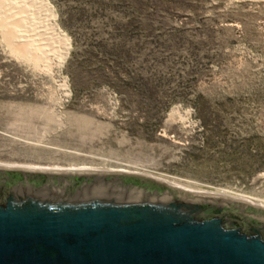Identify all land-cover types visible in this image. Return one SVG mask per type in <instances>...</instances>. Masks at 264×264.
Segmentation results:
<instances>
[{"label": "rangeland", "instance_id": "rangeland-1", "mask_svg": "<svg viewBox=\"0 0 264 264\" xmlns=\"http://www.w3.org/2000/svg\"><path fill=\"white\" fill-rule=\"evenodd\" d=\"M44 1L61 65L42 33L19 44L40 31L29 17L0 14V165L122 171L264 206V0Z\"/></svg>", "mask_w": 264, "mask_h": 264}, {"label": "water", "instance_id": "water-1", "mask_svg": "<svg viewBox=\"0 0 264 264\" xmlns=\"http://www.w3.org/2000/svg\"><path fill=\"white\" fill-rule=\"evenodd\" d=\"M0 188V264H264L247 204L134 174L0 170Z\"/></svg>", "mask_w": 264, "mask_h": 264}, {"label": "bare ground", "instance_id": "bare-ground-1", "mask_svg": "<svg viewBox=\"0 0 264 264\" xmlns=\"http://www.w3.org/2000/svg\"><path fill=\"white\" fill-rule=\"evenodd\" d=\"M0 2L4 3L5 6L3 5V3L1 5L4 6V8H5L4 10H6V13H5V11H0V14L2 15V17H4V16L5 17L6 16L7 17H11V16H15V15H19V14L24 13L25 16L21 15V16H24V17H21V16L17 17L18 20H20L19 18H24L25 19L24 21H26V17H29L28 20H29L32 28L34 26H36V29L40 30V31L37 32L34 29L30 30V29H27L26 27L23 29L21 27L23 30L16 31L17 38L19 39V41H18L19 44L20 43L25 44V45L29 44V43L31 44L34 41V39L32 37L35 34L37 35V33L38 34L42 33L43 39L42 38L41 39L43 41L47 42V43H45V42H43V43L49 45V43L54 42V43L58 44L59 46H62L61 47L62 51H60L59 53L56 54L57 62L61 65L63 63V61L65 59V56H66V53L68 51V42H67V38L64 35H62V33L56 27L55 16L53 15L52 10L49 8L48 4L44 0H0ZM12 19H14V18H12ZM8 20L10 21V18ZM1 21L2 20H0V22ZM5 22H7V21H5ZM5 22H4V24H5ZM20 22H22V21H20ZM16 24H17V22H16ZM11 26H13V24H11ZM11 28H13V27H11ZM11 31H12V29H11ZM32 32H33V34H30ZM14 33L15 32H13V34ZM8 36H10V35H8ZM11 37H12V35H11ZM34 38H35V36H34ZM8 39H10V38L8 37ZM39 40H40V38H39ZM13 42H15V41L13 40ZM33 43L35 44V42H33ZM14 44H16V43H14ZM35 45H33L32 47L34 48ZM42 45H44V44H42ZM50 46L52 47V44ZM17 47L19 48V46H17ZM35 47H38V46H35ZM43 48L45 49V45H44ZM22 49H23V47H22ZM41 49L42 48L40 47L37 50H39V52H40ZM25 54H26V51H25ZM34 55H35V52L33 53V56ZM42 55L45 56L47 54H42ZM26 56H27V54H26ZM40 57H41V55H40ZM31 59H33V58H31ZM39 59H41V58H38V60ZM26 60L28 61L29 59H26ZM0 170H3V171H16V172H30V173H44V174H59V175H69V174H99V175H113V176H126V175H128V174H126L125 172H122V171L116 172V171H110V170H106V169L98 170V169H92V168H87V167L71 168L69 170H62V169H56V168L55 169H40V168H29V167L28 168H21V167H10V166L0 165ZM138 176H142V175H138ZM154 180H156V179H154ZM156 181L159 182L158 180H156ZM159 183H163V182H159ZM166 185L171 187V188L179 190V188L174 186V185H170V184H166ZM188 193L191 194L190 192H188ZM193 196L201 197V198L229 200V201H233V202L247 204V205H250V206H253V207H256V208L264 210V206H262L260 204H256V203H253L251 201L246 200L245 198L233 196V195H230V194H227V193H223V192L213 193V194H209V193L208 194L207 193H196V194H194L193 193Z\"/></svg>", "mask_w": 264, "mask_h": 264}, {"label": "flooded vegetation", "instance_id": "flooded-vegetation-1", "mask_svg": "<svg viewBox=\"0 0 264 264\" xmlns=\"http://www.w3.org/2000/svg\"><path fill=\"white\" fill-rule=\"evenodd\" d=\"M7 182H8V181H7ZM8 183H9V182H8ZM8 183H7V184H8ZM6 186H8V185H6ZM6 188H7V187H6ZM6 188H4V189H6ZM0 190H1V188H0Z\"/></svg>", "mask_w": 264, "mask_h": 264}]
</instances>
